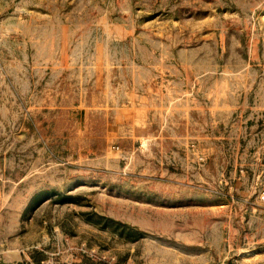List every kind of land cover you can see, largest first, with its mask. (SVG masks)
I'll list each match as a JSON object with an SVG mask.
<instances>
[{
  "label": "rangeland",
  "instance_id": "1",
  "mask_svg": "<svg viewBox=\"0 0 264 264\" xmlns=\"http://www.w3.org/2000/svg\"><path fill=\"white\" fill-rule=\"evenodd\" d=\"M0 264H264V0H0Z\"/></svg>",
  "mask_w": 264,
  "mask_h": 264
}]
</instances>
